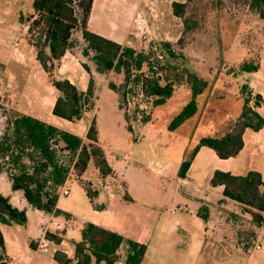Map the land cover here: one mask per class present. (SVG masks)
<instances>
[{
  "label": "trees",
  "instance_id": "16d2710c",
  "mask_svg": "<svg viewBox=\"0 0 264 264\" xmlns=\"http://www.w3.org/2000/svg\"><path fill=\"white\" fill-rule=\"evenodd\" d=\"M190 3V0L185 3H172V13L182 21L184 28L183 36L177 41L181 49L185 44V36L195 31L199 25V21L190 12ZM236 3H243L259 19H264V0H237ZM92 4L93 0H33L35 17H32L33 21L27 33L30 35V44L36 49V58L42 68L51 73L54 61L60 60L67 51L80 46V41L73 37L74 32L77 31L81 35L82 42H85L81 54L83 57H92L95 72L103 75L110 72L123 75V83L119 85L114 81L108 83V90L118 96L120 110L126 109L129 93L152 99L153 106L157 107L165 104L175 93L176 87L182 84L190 90L192 97L171 120L168 130H176L186 120L196 115L199 111L197 97L209 87L210 79L200 77L185 68L172 75L165 69V65L157 68L161 61L155 59L156 51L153 49L148 53H138L131 47L121 46L93 33L88 27ZM161 46L171 57L176 56L169 42H164ZM249 55V52L243 55L237 63L239 65L237 71L251 73L258 70L259 62L248 61ZM220 61L223 62L222 59ZM82 66L90 74L87 91L80 90L65 78H56L52 81L58 93L52 111L54 116L77 122L85 111L92 110L96 105L99 97L95 93L94 77L86 63H82ZM159 71L163 73L159 74ZM237 71H234V76H237ZM132 83L136 88L135 93H131L134 89L132 91L128 89ZM232 84L233 82L231 86ZM211 86H213L212 82ZM247 87H243V94L246 93V97L239 117L229 120L230 126L220 136L202 137L189 158L182 161L178 171L179 177L186 176L200 147L211 148L221 159L236 157L244 147L245 130L259 131L263 128L264 117L257 112V108L264 104V100L260 95L253 97L252 91ZM252 98L254 105L250 106ZM124 117L125 120L129 118L126 114ZM86 139L87 143L78 136L32 117L18 114L14 119L8 118L7 128L0 139V172H8L12 189L21 191L27 202L35 209L73 221L71 214L57 207L58 188L64 184L69 173V166H65L59 159L58 148L68 151L76 159L73 167L77 175H83L90 163L99 170L103 178L113 172L106 152L99 143V130L95 118L89 126ZM25 158L28 163L24 161ZM5 165H11L12 168L8 169ZM210 184L214 187L223 186L224 197L239 203L242 214L250 216L254 230L262 229L264 232V182L260 173L252 171L247 175L237 176L229 172L215 171ZM80 185L90 202L94 204L95 199L100 195V189H92L87 183ZM124 198L132 202L128 194H125ZM94 206L98 210L104 208L102 205L94 204ZM207 215V210L206 214L200 213L203 220H207ZM232 216L234 220L239 218V215ZM26 221L25 210L13 206L9 198L0 193V224L24 225ZM45 239L56 245H60L63 241L61 235L53 232H46ZM122 245L126 246L125 264H141L146 253L145 245L126 240L121 235L93 223H85L81 229V239L74 242V257H69L62 250L55 251L53 257L58 264H115L121 258L118 251ZM31 247L36 249L37 244L32 242ZM0 251V264H10L1 230Z\"/></svg>",
  "mask_w": 264,
  "mask_h": 264
},
{
  "label": "crops",
  "instance_id": "0c3cea01",
  "mask_svg": "<svg viewBox=\"0 0 264 264\" xmlns=\"http://www.w3.org/2000/svg\"><path fill=\"white\" fill-rule=\"evenodd\" d=\"M134 1L142 4L139 5V9L134 5ZM173 2L184 3L185 0H132L131 4L130 0H93L88 27L93 33L121 46H130L134 44V35L138 36L139 30L146 27L144 22L136 19V17H159L161 4H163L170 19H176L177 17L172 13ZM149 10L152 12L151 16ZM140 12L141 14L138 16L137 14ZM22 26L24 33H26V26L24 24ZM149 28L150 26H148ZM76 39L82 44L80 34L76 35ZM21 46V43L17 42L11 53L0 49L2 75H7L6 80L10 83L15 82L18 78L31 83V78L32 76L34 78L36 72L37 79L41 84L42 82L46 83L43 75H48L49 84L44 86V92H39L35 88L33 93L31 92L32 94H24L0 86L1 102L4 106H10L19 115L32 117L49 126L78 136L85 142L92 121L85 120V115L90 110L85 111L82 118L77 122H70L54 116L52 113L56 102L54 95L58 93L52 85L53 78L36 59L34 47L31 45V48H25L24 46L26 51L24 52L20 48ZM79 48L80 46L67 51L58 60L55 76L68 79L85 92L88 89L90 74L84 69L82 63L89 66L93 77L95 75L96 83L105 75L94 73L95 68L84 61ZM32 52H34V64L27 62L30 58L28 55ZM10 61L14 62L13 67ZM258 62L257 71L243 73L237 79L243 80L254 95H260L264 100V49L259 52ZM37 63L38 65H36ZM37 69H41L42 73ZM257 112L264 117V104L257 108ZM3 118L0 115V121ZM220 135L218 134V136ZM243 141L244 147L240 153L236 157L228 159L219 158L214 150L209 147H200L184 178L178 175L183 158L179 160V163L176 162V165L169 162L168 166L157 167L155 173L157 176H155L159 181L158 193L150 194L148 191H143L142 195L140 193L138 195L121 179L119 170L108 158V150L104 144L99 142L106 152L113 172L103 178L100 176L99 170L94 167V173L99 177L97 182L113 177L118 186L113 190H106L105 188V190H100V195L95 199L94 204L102 205L104 208L98 210L90 202L84 189L76 180L90 206L89 212L80 215L73 211L75 208L70 201L65 202V197L69 196L70 192L67 191V195L62 193L71 180L68 174L64 184L58 188L57 207L71 214L74 218L73 221H67L63 216H54L35 209L27 202L21 191L12 189L8 172L1 171L0 193L8 197L13 206L25 210L27 216L24 225L0 224L5 252L10 264H58L53 257L57 250H62L73 258L74 242L81 239V229L85 223H93L98 227L121 235L126 240L145 245L146 253L141 264H207L206 258L212 257L215 253L213 247L216 243L212 234L215 221L221 218L222 222L231 223V219L234 217L232 215H239L238 219L244 218V216L250 218L249 215L242 214L239 203L224 197L223 186L214 187L210 184L215 171L229 172L237 176H244L254 171L261 174L264 182V126L259 131L246 129L243 134ZM125 164L127 166H125L124 174L129 173L128 169L130 168L128 163ZM90 165L91 163L88 167ZM146 180L147 182L144 184L147 186L150 181L147 178ZM125 194L130 196L132 202L125 200ZM204 206L207 209V220L200 217V213L206 214V211L201 209ZM46 232L58 233L63 237V241L60 245H56L46 240ZM32 242L37 244L36 249H32ZM230 245V243L218 244L217 246L221 248L217 251L228 257L237 256V261L238 257L247 258L248 261L242 260V264H260L257 261L256 252H260L264 248L253 251V247L245 250L240 246L232 248ZM125 248L126 246L122 245L118 251L121 258L115 264H125L124 256L121 254Z\"/></svg>",
  "mask_w": 264,
  "mask_h": 264
},
{
  "label": "rangeland",
  "instance_id": "374dc122",
  "mask_svg": "<svg viewBox=\"0 0 264 264\" xmlns=\"http://www.w3.org/2000/svg\"><path fill=\"white\" fill-rule=\"evenodd\" d=\"M187 1L189 0H185ZM236 1L190 0V12L199 21V25L195 31L185 36L183 49L177 45V41L183 36V23L179 18L171 20L163 4H161L159 17L151 16V10H149L150 18L136 17L142 20L146 27L139 30L138 36L134 35V44L128 47L135 49L138 53H148L153 49L156 51L155 59L161 61L157 68L165 65V69L172 75L185 68L200 77L210 79L213 83L211 86L210 82L206 91L197 97L199 113L186 120L176 130L169 131L168 125L192 97L185 85L177 86L173 96L165 104L157 107L153 106L152 99L129 93L124 111L123 108L120 110L118 96L108 91L109 81L119 85L123 83V75L110 72L97 83L95 81V93L99 98L93 109L85 115V120L97 118L99 142L108 150V158L119 170L121 179L138 195L139 193L142 195L143 191L157 194L159 190V181L155 174L157 167L168 166L169 162L176 165V162L179 163L182 158V160L188 159L201 137H215L223 134L230 126L229 120L241 114L246 97V93L243 94V87L247 85L243 80L237 79L243 74L237 71L239 69L237 63L240 61V56L243 57L246 52L250 54L248 61H258L257 56L260 50L264 49V19H259L247 6ZM131 3L132 0H130ZM32 4L33 0H0V49L4 52L11 53L17 42L21 43L20 48L24 52H26L25 48L31 46L30 35L27 32L24 33L22 24L26 26V30L31 25L32 17H35ZM134 5L139 9V5L142 4L134 1ZM139 14L141 12L137 15ZM148 26H150L149 29ZM78 34L75 31L73 37L76 38ZM164 42L172 45L176 53L175 57H171L161 46ZM82 44H80V52L84 49ZM33 54L34 52L28 55L30 58L27 60L32 64L35 63ZM83 59L95 68L91 56L83 57ZM221 59L223 62L220 61ZM10 63L13 67L14 62L10 61ZM53 63L49 73L53 78L52 81L57 78L55 70L58 67V61ZM37 70L42 73L41 69ZM144 70H146L145 67ZM234 71H237V76L233 75ZM94 73L97 74L95 71ZM158 73L162 74L163 71ZM6 76L2 75L0 70V86L24 94L33 93L35 88L39 92H44V86L49 84L48 75H43L46 83L41 84L36 72L34 78L33 76L31 78V83L20 78L10 83L6 80ZM128 89L131 91L134 89L131 93L136 91L133 83ZM54 96L57 99L58 94ZM252 96L254 97L253 93ZM253 105L254 98L250 102V106ZM125 114L129 116L127 120H125ZM0 115L4 117L0 121L1 139L7 128L8 118L14 119L18 114L10 106H4L0 100ZM87 142L86 139L85 143ZM58 156L65 166H69L68 174L71 180L66 190L70 192V195L65 197V202L70 201L75 208L74 212L83 215L90 211L89 202L78 182L87 183L92 189L100 190L104 188L113 190L118 186L113 177L97 182L99 177L94 173L92 164L87 167L85 174L77 175L73 167L76 159L68 151L58 148ZM24 160L28 163L26 158ZM125 163H128L130 167L129 173L126 174L123 173L127 166ZM5 167L12 168L11 165H5ZM145 177L150 181L147 186L144 184L147 182ZM93 183L96 185L94 186ZM201 209L207 210L205 206ZM231 220L232 222L227 223L228 225L222 222L221 218L215 221L212 234L217 245L230 243L232 248L240 246L249 250L253 247V251L256 250L254 247L257 244L261 246V249L264 248V232L262 229L254 230L250 218L244 216L239 220ZM216 244L213 247L215 250L213 256L206 258L207 264H234V262L242 264V260L248 261L243 257H238L237 261V256L222 255L217 251L221 247ZM121 254L125 256V251H121ZM256 257L258 263L264 264V250L256 252Z\"/></svg>",
  "mask_w": 264,
  "mask_h": 264
},
{
  "label": "built area",
  "instance_id": "2783aa9c",
  "mask_svg": "<svg viewBox=\"0 0 264 264\" xmlns=\"http://www.w3.org/2000/svg\"><path fill=\"white\" fill-rule=\"evenodd\" d=\"M62 193H63L64 195H67V194H68L67 190H63ZM255 249H256V250H260V249H261V246H260L259 244H257V245L255 246Z\"/></svg>",
  "mask_w": 264,
  "mask_h": 264
}]
</instances>
